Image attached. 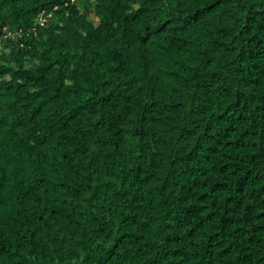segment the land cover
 I'll use <instances>...</instances> for the list:
<instances>
[{
    "label": "trees",
    "instance_id": "obj_1",
    "mask_svg": "<svg viewBox=\"0 0 264 264\" xmlns=\"http://www.w3.org/2000/svg\"><path fill=\"white\" fill-rule=\"evenodd\" d=\"M80 1L0 0V264H264V0Z\"/></svg>",
    "mask_w": 264,
    "mask_h": 264
},
{
    "label": "rangeland",
    "instance_id": "obj_2",
    "mask_svg": "<svg viewBox=\"0 0 264 264\" xmlns=\"http://www.w3.org/2000/svg\"><path fill=\"white\" fill-rule=\"evenodd\" d=\"M80 0H75V3L77 4V5H79L80 4ZM40 19V18H39Z\"/></svg>",
    "mask_w": 264,
    "mask_h": 264
}]
</instances>
